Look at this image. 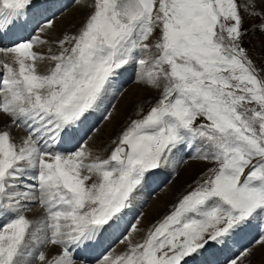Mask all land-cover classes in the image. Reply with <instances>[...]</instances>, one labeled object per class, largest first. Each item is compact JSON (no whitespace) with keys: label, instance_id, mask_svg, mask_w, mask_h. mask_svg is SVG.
<instances>
[{"label":"snow or ice","instance_id":"6c2138e0","mask_svg":"<svg viewBox=\"0 0 264 264\" xmlns=\"http://www.w3.org/2000/svg\"><path fill=\"white\" fill-rule=\"evenodd\" d=\"M85 6L84 22L54 38L55 50H36L49 43L51 19L0 47V264H93L86 254L117 232L126 250L95 264H220L201 262L210 251L230 253L223 264H246L264 250V63L242 46L238 0ZM39 7L0 0V38ZM244 10L264 15V0H244ZM129 71L158 96L105 157L91 150L87 122L97 112L111 120L109 96ZM183 154L211 167L134 241L140 220L126 216ZM33 208L39 214L29 218ZM52 247L59 251H45Z\"/></svg>","mask_w":264,"mask_h":264},{"label":"rangeland","instance_id":"374dc122","mask_svg":"<svg viewBox=\"0 0 264 264\" xmlns=\"http://www.w3.org/2000/svg\"><path fill=\"white\" fill-rule=\"evenodd\" d=\"M64 1H66V2H64ZM88 1V2H87ZM86 2H87V4L88 3H91V0H87ZM67 2H68V8L66 9V10H62V6H60L61 5V0H49V3L47 4V2H46V0H40L39 1V4L41 5V7H39V8H37V9H34V11H33V15L31 16V19H33L34 20V22H35V24H41V23H43L46 19H51V20H53L54 21V23L56 24L61 18H63L64 16H66V20L68 21V29H67V34H74V33H76L77 32V30H78V28L80 27V25L84 22V20L86 19V16H87V14H86V16H84V17H82V18H78L77 20H75L74 22H72L71 20V18L73 17V15H74V11L70 14V11L72 10V9H76L77 8V2H76V0L74 1V0H63L62 1V4L64 3V4H67ZM74 2V3H73ZM42 3V4H41ZM70 3V4H69ZM238 3L240 4V6H241V15L242 16H244L245 17V22H244V27H243V31H244V33H245V35H244V37H243V41H242V46L243 47H245L247 50H248V52L250 53V55H251V57L253 58V60H254V62L257 64V65H260L261 63H264V34H262L261 32H260V30H259V26L261 25V23L262 22H264V15H259V16H257V17H249L248 16V14H247V12L244 10V0H238ZM53 4V5H52ZM56 5V6H55ZM59 6V7H58ZM78 6H84L83 4H78ZM49 7H52V8H54V12H52L51 14H47L46 13V8H47V10L49 9ZM57 7V8H56ZM71 9H70V8ZM80 10L81 11H83V9H81L80 8ZM88 10V13L91 11V9L90 8H88V9H86L85 11H87ZM257 12H259V7L257 8ZM58 14V15H57ZM50 15V16H49ZM41 19H43V20H41ZM70 21V22H69ZM30 24V23H29ZM73 24V25H72ZM71 27V28H70ZM28 28H29V33H30V29L31 30H33L34 29V26L32 25V26H30L29 27V25H28ZM23 33H25V32H23ZM22 33V36L21 37H27V35L25 36L24 34ZM26 34V33H25ZM33 34H35V33H33ZM61 37V36H60ZM8 38H9V36H3L2 38H0V41L2 40V39H4L5 41H7L8 40ZM10 40L11 39H9V42H10ZM54 42V41H53ZM52 42V43H53ZM12 44V43H11ZM51 44V43H50ZM49 44V45H50ZM51 47V46H50ZM53 49L55 50L56 49V47H53ZM41 52H44V53H47V50H45L44 48L43 49H41L40 50ZM134 81H135V79H134ZM134 81H133V83H134ZM133 83H131L130 85H129V87H131L132 85H133ZM133 86H135V84L133 85ZM132 86V87H133ZM128 87V88H129ZM132 87H131V89L130 90H127L126 92H125V94L124 95H126L127 94V92L128 93H130L133 89H132ZM157 96H158V93L157 92H155V94H154V96L153 97H151V98H144V99H137V97L138 96H134L133 97V101H132V103H131V106H130V112H129V110H127L126 111V119L124 118V121H123V124H121V125H117L116 127H115V129H113L114 130V133H113V131L111 132V134H110V136L109 137H111V136H113V137H111L110 138V140L112 141L113 139L115 140L116 138H117V136H118V134L121 132V130L127 125V123L128 122H130V120L131 119H136V118H140V117H138L137 115H136V113L137 112H143L144 114H146V112H147V110L150 108V106L155 102V99L157 98ZM125 96H123L122 98H121V101L123 100H127L128 99V101L130 100V95H126V98H124ZM146 99V100H145ZM135 111H136V113H135ZM113 120H114V118L112 117L111 118V120H110V122L109 121H107V123H106V125H105V123H104V128H102L101 126V128H102V130H100V132H99V134H95L96 135V137H95V135H94V137H93V139L90 141V147H91V149H92V151H94V153H98V154H101L102 156H107L108 154H110V149H111V147L113 146V145H107V144H109L111 141L110 140H108V139H106L105 137V133L107 134V131L108 130H112V128L114 127V126H112L111 125V123H113ZM95 124V122H90V123H87V125L90 127V126H93ZM121 126V127H120ZM118 128V129H117ZM110 130V131H111ZM105 133H104V132ZM116 133H117V135H116ZM109 134V133H108ZM115 134V135H114ZM14 135H17V134H14ZM23 135V134H22ZM102 141V142H101ZM96 145H97V147H98V145H101V146H99L98 148L96 147ZM96 148V149H95ZM101 149V151H100V149ZM104 152H103V151ZM184 163V166L186 165V167L182 170V172H184V171H186V169L188 168V166L190 165V164H200L201 165V168H199V171L197 172V173H194V175L192 174V181H191V183H189V184H180L179 186H181L180 188H182V187H184L177 195H173L174 194V192H171V193H169V189L166 191V192H164L165 191V189L167 188V184H169L170 183V181H171V176H169L170 177V179L163 185V186H165L163 189H162V191L160 192V193H153V194H151L149 197H148V199H149V201L146 203V207H145V209H144V211L141 213L140 211H139V213H138V215L135 217L136 219H139L140 220V225H139V227L142 229V231L139 233V234H134L133 235V240H135V241H138L139 239V237L141 236V234L145 231L144 229H148V228H150L158 219H160V218H162L167 212H168V210L171 208V206H172V204L174 203V201H176L177 200V197L179 196V194H180V196L182 195V194H184L186 191H188V190H190L189 189V185L190 184H194V182L196 181V180H198L202 175H203V173L204 172H206L207 171V168L208 167H211V165H209V164H206V163H204V162H202V161H198V160H194V159H191V158H189V156L185 159V161L183 162ZM183 166V164L179 167V168H183L182 167ZM179 174H180V172L178 171V172H176V175H178V179H179ZM176 180V179H175ZM178 181H180V180H178ZM176 182V181H175ZM173 183V182H172ZM171 183V184H172ZM180 183H183V182H181L180 181ZM170 184V185H171ZM175 184V183H174ZM169 185V186H170ZM187 185V186H186ZM168 186V187H169ZM159 187H162V186H159ZM179 188V189H180ZM157 190H153L152 192H156ZM183 192V193H182ZM182 193V194H181ZM162 194V195H161ZM160 195V196H159ZM163 195H165V197H163ZM168 195V196H167ZM157 196H159L156 200H159V198H163V202H162V211H160L159 212V214H157V212H154L153 214H149L148 212H146L147 211V207L149 206V204H150V202H152ZM151 198V199H150ZM156 200H155V202H156ZM171 205V206H170ZM139 209V208H138ZM35 208H34V214H35ZM133 211H135V209L133 208V210H130V212H132L133 213ZM129 212V213H130ZM145 212H146V215H145ZM163 212V213H162ZM127 218V219H126ZM126 222H127V220L130 218V215L129 216H126ZM252 234L255 236V230L254 231H252ZM115 236H114V238H112L113 237V234H111V235H108V236H106V237H104L103 239H102V244H105V243H107V244H105V248L102 250V252L100 251L99 253H98V255L97 256H95V257H93V258H89L90 260H93L92 262H93V264H95L94 262H95V259L97 258V257H99L100 255H101V253H104V252H107L108 250H109V248L108 247H110V245H111V247L110 248H112V247H114V245L119 241V239H118V237L120 236V234H119V232H117V233H115L114 234ZM136 236V237H135ZM250 240H252V237H251V235H247V236H245V237H243L242 238V242H244V243H247L248 241H250ZM109 242V243H108ZM111 243V244H110ZM122 247H125L124 248V250L123 249H121L119 246H116L115 247V249H117V248H120L121 250H120V252L119 253H122V252H124L125 250H126V244H122ZM114 249V250H115ZM239 249H238V247H236V246H233L232 247V251L233 252H236V251H238ZM104 251V252H103ZM262 251H264V250H259V249H257L256 251H255V253H254V255H253V257H251L250 258V261H246V264H264V256H262L261 255V252ZM118 253V252H117ZM113 254V255H118V254ZM223 254V255H222ZM218 253L217 255H218V257H222V261L220 262L221 264H223V260H224V256L225 255H229L230 253ZM220 255V256H219ZM259 257V258H258ZM212 258H214L213 256H211V258L209 259V260H212ZM257 261V262H256Z\"/></svg>","mask_w":264,"mask_h":264},{"label":"bare ground","instance_id":"6f19581e","mask_svg":"<svg viewBox=\"0 0 264 264\" xmlns=\"http://www.w3.org/2000/svg\"><path fill=\"white\" fill-rule=\"evenodd\" d=\"M40 1V0H39ZM54 1V0H53ZM62 1L63 0H61V5L60 6H62V10H66L67 8H68V2H67V4H62ZM71 1V0H70ZM75 1V0H74ZM87 0H83V3H81V4H83L84 6H78V3H77V8L76 9H72L71 11H70V14L74 11V15H73V17L71 18L72 20V22H74L75 20H77L78 18L80 19V18H82V17H84V16H86V14L88 15V10L87 11H85L86 9H88V7H86L85 5H87V2H86ZM46 2H47V4L49 3V0H46ZM64 2H66V1H64ZM74 3V2H73ZM42 4V3H41ZM53 5V4H52ZM56 6V5H55ZM59 7V6H58ZM42 8V7H41ZM57 8V7H56ZM80 8L81 9H83V11H81L80 10ZM71 9V8H70ZM33 11H34V9H33ZM33 11H32V15H33ZM52 12H54V8H52V7H49V9L47 10V8H46V13L48 14H51ZM58 15V14H57ZM50 16V15H49ZM68 20V19H67ZM66 20V16H64L63 18H61L56 24H55V27L49 32V33H45V35H44V38L45 39H48L49 40V43L47 44V45H45L43 48L45 49V50H47L48 49V47H56V45H55V43L53 42L54 41V38H57V37H60V36H62L63 34H67V29H68V21ZM78 21V20H77ZM70 22V21H69ZM30 23V24H29ZM29 23H28V25H29V27L30 26H34V29H36L37 31H38V27H39V25L40 24H35V22H34V20L33 19H31V17H30V20H29ZM28 25L25 27V28H17V29H13L11 32H9L6 36H9V39H11L10 40V42L11 43H13L14 41H16V40H19V39H21L22 37V33L23 32H25V33H23L25 36L27 35V36H29L30 34H33L34 32H33V30H31L30 29V33H29V28H28ZM73 25V24H72ZM71 28V27H70ZM53 42V43H52ZM51 43V44H50ZM50 44V45H49ZM43 48H38V49H36L37 51H40L41 49H43ZM41 70H43V68L41 69ZM132 79H133V81H134V79H135V72L134 71H129V72H127V73H125L124 74V76L120 79V82H119V85H118V87H119V93L117 94L118 95V97H119V99L116 101V99L117 98H115V100H112L113 98L111 97V94H110V96H109V100H110V104H112V102L114 103L113 105L115 106L114 108L113 107H109L108 108V111H110V112H112L113 113V115H112V117L114 118V120H113V123H111V125L112 126H114L113 128H112V130L110 131V130H108L107 131V134L105 133V138L106 139H108V140H110V138L111 137H113V136H111V137H109L110 136V134H111V132L113 131V133H114V130L113 129H115V127L117 126V125H121V124H123V121H124V118L126 117L125 115V113H126V111L127 110H129V112H130V106H131V103H132V101H133V97L136 95V96H138L137 97V99H144V98H151V97H153L154 96V94H155V92L154 91H147V90H145L143 87H141V86H138L135 82L133 83V85L135 84V86H131L132 87V91L130 92V93H128L127 92V94L126 95H130V100L128 101V99L127 100H122L121 101V98L123 97V96H125L124 98H126V95H124L125 94V92L127 91V90H130L131 89V87H129V85L131 84V82H132ZM129 87V88H128ZM116 95V96H117ZM146 100V99H145ZM116 101V102H115ZM135 113H136V111H135ZM125 114V115H124ZM101 115H102V112H97V113H95L94 114V116L93 117H91L90 119H89V121L87 122V123H90V122H95V124L93 125L94 127L96 126V121H97V119H99L100 117H101ZM126 119V118H125ZM105 121V120H104ZM4 120H0V127H2L3 126V124H4ZM110 122V121H109ZM106 123H107V121L105 122V125H106ZM104 124H103V126H102V128H104V126H105ZM93 126H90V127H92L93 128V130L89 133V135L91 136V139H89L88 140V143H90V141L93 139V137H94V135L96 134H99V132H100V130H102V128H98L97 130H95L94 131V127ZM87 127H89L88 125H87ZM121 127V126H120ZM100 129V130H99ZM118 129V128H117ZM109 133V134H108ZM14 134H17L16 136H17V138H19V137H21V136H23L22 134V132H20V131H16V132H14ZM96 135H95V137H96ZM115 135V134H114ZM116 135H117V133H116ZM86 139H88L87 137H86ZM111 141V140H110ZM102 142V141H101ZM99 146H101V145H98V147ZM96 147H97V145H96ZM97 147V148H98ZM93 149V148H92ZM91 149V150H92ZM96 149V148H95ZM100 149V148H99ZM100 151H101V149H100ZM103 151V150H102ZM94 152V151H93ZM104 152V151H103ZM188 157V155L187 154H183L182 155V157L181 156H177V158H176V163L172 166V167H170L167 171H165V172H163L162 173V176L161 177H155L145 188H144V190L142 191V193L140 194V197L138 196L137 197V199H139L140 198V200H139V203H135L134 204V209H135V211H133V213L132 212H130V218L127 220V222H129V221H133L134 219H136L135 217L138 215V213H139V205H140V202H142L141 200H143L145 197L147 198V202L149 201V199H148V197L151 195V194H153V193H158V191H156V192H152L154 189H156V187L158 186H163L169 179H170V177L169 176H171L172 177V174H173V170H174V168L176 169V172H180V174H179V179L178 178H176V180H174L173 181V183L169 186V187H167L166 189H165V191L164 192H166L168 189H169V193H171V192H174V196L175 195H177L184 187H182V188H180L183 184H189V183H191V181H192V174L194 175V173H197L198 171H199V168H201V165L200 164H190L189 166H188V168L186 169V171H184V172H182V170L186 167V165L184 166V161H185V159ZM183 164V168H179L181 165ZM185 170V169H184ZM177 177H178V175H177ZM178 180H180L181 182H183V183H180V181H178ZM176 181V182H175ZM175 183V184H174ZM180 184H182L181 186H179ZM187 186V185H186ZM180 188V189H179ZM162 195V194H161ZM160 196V195H159ZM159 196H157L152 202H150V204H149V206L147 207V211L146 212H148L150 215L151 214H153L154 212H157V214H159V212L160 211H162V200H163V198H159V200H156ZM168 196V195H167ZM163 197H165V195H163ZM136 199V200H137ZM151 199V198H150ZM155 200H156V202H155ZM144 204V203H143ZM142 204V205H143ZM36 209V208H35ZM133 210V209H132ZM146 212H145V215H146ZM163 213V212H162ZM39 214V210L38 209H36L35 210V214H34V208H33V210L31 211V212H29V213H27V215L29 216V218H34V217H36L37 215ZM129 215H127V216H129ZM127 219V218H126ZM125 219V220H126ZM254 231V230H253ZM120 234V233H119ZM114 234H113V237L112 238H114ZM136 237V236H135ZM104 240V239H103ZM135 241V240H134ZM109 243V242H108ZM244 243V242H243ZM105 244H107V243H105ZM105 244H102V241H101V243L99 244V245H97L96 246V248L95 249H93V250H91L90 252H88L86 255L89 257V258H93V257H95V256H97L98 255V253L101 251L102 252V250L105 248ZM111 244V243H110ZM110 247H111V245H110ZM120 247V246H119ZM120 248H117V249H115V251L113 252V254L115 253H117V254H120L119 252H120ZM45 251H48L49 252V254H52V253H55V252H58L59 250L58 249H56V248H54V247H52V248H50V249H45ZM104 252V251H103ZM102 254V253H101ZM218 253H215L214 255L213 254H211V251L209 252V253H207L204 257H202V258H199L200 260H201V262L203 261V260H209L210 258H211V256H213L214 258H212V260H218V261H222V257H218V255H217ZM222 254V253H221ZM223 255V254H222ZM228 255V254H227ZM220 256V255H219ZM253 257V256H252ZM259 258V257H258ZM93 261V260H92ZM257 262V261H256ZM95 263V262H94ZM221 264V263H220Z\"/></svg>","mask_w":264,"mask_h":264}]
</instances>
